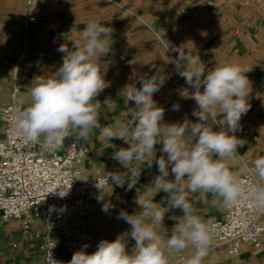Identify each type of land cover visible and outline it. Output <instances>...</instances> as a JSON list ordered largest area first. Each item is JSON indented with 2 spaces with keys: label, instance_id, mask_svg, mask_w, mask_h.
Listing matches in <instances>:
<instances>
[{
  "label": "crops",
  "instance_id": "crops-1",
  "mask_svg": "<svg viewBox=\"0 0 264 264\" xmlns=\"http://www.w3.org/2000/svg\"><path fill=\"white\" fill-rule=\"evenodd\" d=\"M28 16L35 23H26ZM97 18L102 25L113 30L112 51L100 58L99 67L109 86L96 98L102 102L100 124L115 126L130 113L135 105H128L119 96L126 85L140 87L142 77L164 79L153 99L165 109L164 121L183 122L185 118L196 122L192 115L195 101L184 98L194 91L178 73L176 61L183 57L188 69L205 66V71L219 63L239 64L251 85L250 110L240 121L241 129L235 135L245 143L238 148L239 155L229 162L232 170L240 167L253 169L254 161L264 157V0H0V106L7 104L16 77L23 95L33 78L55 72L63 62L58 48L71 46L79 38L86 24ZM71 35L65 40V36ZM25 57V67L17 65L18 55ZM188 91V92H187ZM106 101V102H105ZM179 104V111L173 105ZM222 123L223 117H218ZM219 130L221 125H216ZM226 127V126H224ZM2 123L0 121V131ZM99 129L92 133L91 141H78L86 150L78 164L82 176L104 175V172H124L120 163L112 158L113 152L129 145L113 138L110 143L97 139ZM73 139L65 140L58 152H63ZM157 157L162 143L155 145ZM141 171L131 190L123 187L90 193L86 211L90 216V229L101 240H114L130 230L119 213L139 211L135 203L138 193L149 199L155 195L148 186L159 174L155 163L136 165ZM169 180L174 179L171 174ZM166 193H158L160 202ZM101 196L103 198H101ZM189 200L196 214L205 220L220 219L222 207L212 204L211 193H190ZM108 210L104 211V205ZM88 206V208H87ZM183 215L180 209L166 213L158 231H171L176 220ZM41 221H35L26 237L18 221H0V264H43ZM37 233H40L36 236ZM130 239V238H129ZM133 241V240H132ZM187 251V249L185 250ZM72 257H67L65 264ZM238 264H264V236L259 247L244 244L235 256Z\"/></svg>",
  "mask_w": 264,
  "mask_h": 264
},
{
  "label": "clouds",
  "instance_id": "clouds-1",
  "mask_svg": "<svg viewBox=\"0 0 264 264\" xmlns=\"http://www.w3.org/2000/svg\"><path fill=\"white\" fill-rule=\"evenodd\" d=\"M72 30L65 36L71 35ZM113 30L102 25L97 18L90 20L72 40L71 46L62 44L63 62L51 74L35 76L19 99H14L11 109V136H20L31 144H38L55 152L65 140L91 141L94 130L99 129L97 139L110 143L121 139L129 146L116 149L112 158L120 163L124 172H104L106 188L113 185L127 190L135 187L141 171L136 165H157L156 175L148 188L155 193L151 199L138 193L135 203L139 211L129 214L121 211L118 218L130 225V230L114 240H101L94 252H87L85 244L74 252L67 264H169V257L191 247L194 249L185 264H202L213 244L215 229L209 220L196 214L189 200L190 193H211L212 204L229 209L250 198L255 208L264 211V183H257L245 191L237 174L229 166L245 141L235 133L241 129L240 121L250 110V81L239 64L219 63L205 71V66L188 69L183 57L176 61L178 73L185 83L194 89L182 96L195 101L192 115L176 123L164 121L165 109L153 99L164 79L156 76L142 77L140 87L126 85L119 96L124 104L135 107L123 114V120L115 126L100 124L102 102L96 99L109 86L99 67L100 58L112 51ZM106 102V101H105ZM179 104L173 105L179 111ZM223 117L222 123L218 117ZM216 125H221L216 130ZM226 126V127H224ZM162 143L157 157L155 145ZM260 182H264V157L254 161L252 169ZM171 174L174 179L169 180ZM111 180V184H109ZM97 188L100 189L97 182ZM166 197L156 202L158 193ZM101 198H103L101 196ZM180 209L182 216L170 219L177 223L170 235L162 237L158 227L163 226L166 213ZM104 211L108 210L105 204ZM135 241L131 252L128 240ZM52 264H61L54 261Z\"/></svg>",
  "mask_w": 264,
  "mask_h": 264
},
{
  "label": "built area",
  "instance_id": "built-area-1",
  "mask_svg": "<svg viewBox=\"0 0 264 264\" xmlns=\"http://www.w3.org/2000/svg\"><path fill=\"white\" fill-rule=\"evenodd\" d=\"M35 22L34 16L26 18V23ZM17 65L25 67L23 54L18 55ZM18 91L14 76L10 100L0 106V221H18L26 237L33 236L29 233L31 225L41 221L43 264H52L51 256L54 261L65 264L66 258L85 244L89 253L97 249V239L84 222L87 197L110 188H106L105 175H81L77 166L86 150L80 143L72 141L60 153L10 135L11 109ZM233 171L237 172L246 192L258 182L264 183L250 168ZM210 221L215 229L212 250L224 248L236 256L244 244L259 247L264 236V211L257 210L250 198L232 208H222L221 218ZM187 250L191 254L194 251L191 247ZM190 256H179L169 264H185Z\"/></svg>",
  "mask_w": 264,
  "mask_h": 264
},
{
  "label": "rangeland",
  "instance_id": "rangeland-1",
  "mask_svg": "<svg viewBox=\"0 0 264 264\" xmlns=\"http://www.w3.org/2000/svg\"><path fill=\"white\" fill-rule=\"evenodd\" d=\"M88 208V206H87ZM89 214H88V209H87V215H86V224L90 227L88 221H89ZM93 231V230H92ZM159 234L162 237H167L170 235L171 231L168 232H161L158 231ZM97 239V238H96ZM135 246V241L132 239H129L127 242V249L129 252L134 248ZM186 250V249H185ZM181 251V252H175L169 257V263L177 259V257H187L189 254L191 255L190 251ZM208 256L202 261V264H238L236 262V258L233 255H230V253L224 249V248H219V249H210Z\"/></svg>",
  "mask_w": 264,
  "mask_h": 264
},
{
  "label": "bare ground",
  "instance_id": "bare-ground-1",
  "mask_svg": "<svg viewBox=\"0 0 264 264\" xmlns=\"http://www.w3.org/2000/svg\"><path fill=\"white\" fill-rule=\"evenodd\" d=\"M86 215H87V211H86ZM85 220H86V217H85ZM84 220V222L86 223V221ZM88 223H90V220L88 221ZM211 251V250H210ZM190 253H191V251H190ZM231 255V254H230ZM188 256H190V254L188 255ZM187 256V257H188ZM233 256H235V255H233Z\"/></svg>",
  "mask_w": 264,
  "mask_h": 264
}]
</instances>
